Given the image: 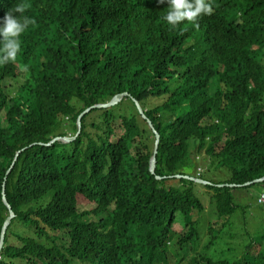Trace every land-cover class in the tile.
Wrapping results in <instances>:
<instances>
[{
    "label": "trees",
    "instance_id": "trees-1",
    "mask_svg": "<svg viewBox=\"0 0 264 264\" xmlns=\"http://www.w3.org/2000/svg\"><path fill=\"white\" fill-rule=\"evenodd\" d=\"M17 3L34 23L0 64V234L3 190L15 213L0 264H170L185 246L187 264H264V236L244 231L232 194L264 191L241 186L264 176V0H211L198 27L175 29L166 0H0V17ZM124 92L86 113L74 141L45 145ZM134 100L160 135L154 175ZM200 155L229 175L203 185L208 210L196 183L173 177H196Z\"/></svg>",
    "mask_w": 264,
    "mask_h": 264
},
{
    "label": "rangeland",
    "instance_id": "rangeland-1",
    "mask_svg": "<svg viewBox=\"0 0 264 264\" xmlns=\"http://www.w3.org/2000/svg\"><path fill=\"white\" fill-rule=\"evenodd\" d=\"M194 155L190 154L189 158L191 160L194 159ZM199 163L201 165L202 171L205 172V177L206 181H218V180H224L228 178V172L226 170H214L212 165H210L209 160L205 156H201L198 158ZM198 187V196L204 202L206 206V210H208L209 205H210V194L207 192L205 187L203 185L197 184ZM261 189L258 187H252L250 189H234L232 191V194L234 196L235 203L239 207L238 212L244 214V218L246 219V225H245V230L247 234L250 235L251 237H254L256 235H263L264 236V205L258 203V198L260 194L264 191H260ZM259 194V195H258ZM85 208H89V206H86ZM209 211H204L201 215H196L194 214L193 216L195 217L194 220L199 221V228L200 233H201V244L202 246L205 242L208 241L210 234L208 230L206 229V223L209 220L208 217ZM236 222V220L234 221ZM213 227L215 229H218L221 226V222H213L212 223ZM230 233H236V229H230ZM228 232H224L223 234L225 235V238H227ZM63 234H60L59 237H62ZM238 240H240L239 236L236 237ZM239 242L241 241H236L234 244L238 246ZM173 253V250L171 251ZM194 254L193 251L189 250L188 247H184L182 250H177V254H170V264H187L189 258Z\"/></svg>",
    "mask_w": 264,
    "mask_h": 264
},
{
    "label": "clouds",
    "instance_id": "clouds-1",
    "mask_svg": "<svg viewBox=\"0 0 264 264\" xmlns=\"http://www.w3.org/2000/svg\"><path fill=\"white\" fill-rule=\"evenodd\" d=\"M166 3L167 11L162 19L173 29L182 21L198 27V18L210 15L213 11L211 0H166ZM26 6L24 3H17L0 17V64L15 61L20 49V36L29 24L34 23L32 17L17 15L23 13Z\"/></svg>",
    "mask_w": 264,
    "mask_h": 264
},
{
    "label": "water",
    "instance_id": "water-1",
    "mask_svg": "<svg viewBox=\"0 0 264 264\" xmlns=\"http://www.w3.org/2000/svg\"><path fill=\"white\" fill-rule=\"evenodd\" d=\"M129 94L124 92V93H120V94H117L115 95L110 101L108 102H105V103H100V104H95L91 107H88L87 109H85L78 117L77 119V126H78V130L76 132V134L74 136H66V137H55L53 138L49 143L45 144V145H51L55 142H64V143H70L72 141H74L76 139V137L79 135L80 133V130H81V118L86 114V113H89L91 110L93 109H104V108H109V107H113V106H116L117 104H119L121 102V100H123L124 98L128 97ZM135 102V105H136V108L138 110V112L143 116V118L147 119L152 131H153V134L155 135V145H154V149H153V154L150 158V161H149V171L152 175L155 174V170H156V164H157V153H158V147H159V139H160V135L159 133L157 132V130L153 127L151 121L146 117V115L144 114V111L142 109V107L140 106V104L134 100ZM40 144H43V143H40ZM17 155L18 153L16 154V157L13 161V163L11 164V167L10 169L7 171V174L10 172L11 168L13 167L14 165V162L16 161V158H17ZM174 178H184L186 180H189V181H192L196 184H200V185H211V182H208L204 179H201V178H198V177H193V176H183V175H176V176H173ZM157 179H162L161 177L159 176H156ZM172 178V177H171ZM264 182V176L261 177V178H257L253 181H249V182H246L244 184H242L241 186H249V185H252V184H256V183H263ZM5 185V184H4ZM217 187H225V186H229L231 188L233 187H237V186H240V185H236V184H217L216 185ZM2 200H3V203L4 205L7 207L8 209V216L7 218L5 219L4 223H3V226H2V229H1V234H0V253H1V250L3 248V245H4V239H5V233H6V230L8 228V226L10 225L12 219L15 218V213L12 209V206L10 205V203L8 202L7 198H6V195L4 193V190H3V196H2Z\"/></svg>",
    "mask_w": 264,
    "mask_h": 264
},
{
    "label": "built area",
    "instance_id": "built-area-1",
    "mask_svg": "<svg viewBox=\"0 0 264 264\" xmlns=\"http://www.w3.org/2000/svg\"><path fill=\"white\" fill-rule=\"evenodd\" d=\"M198 158V157H197ZM202 173V168L198 167L196 172V177L200 178V174ZM258 202L264 203V192H262L258 198Z\"/></svg>",
    "mask_w": 264,
    "mask_h": 264
}]
</instances>
